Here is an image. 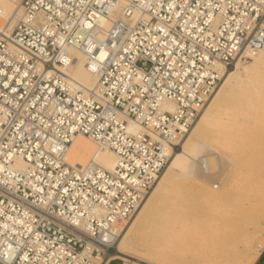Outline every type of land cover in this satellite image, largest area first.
Here are the masks:
<instances>
[{"label": "built area", "instance_id": "1", "mask_svg": "<svg viewBox=\"0 0 264 264\" xmlns=\"http://www.w3.org/2000/svg\"><path fill=\"white\" fill-rule=\"evenodd\" d=\"M19 9L0 29V262L128 264L112 255L116 241L171 152L223 73L264 49V0H20ZM73 48L91 87L69 73ZM78 134L111 149L114 167L69 163Z\"/></svg>", "mask_w": 264, "mask_h": 264}, {"label": "bare ground", "instance_id": "2", "mask_svg": "<svg viewBox=\"0 0 264 264\" xmlns=\"http://www.w3.org/2000/svg\"><path fill=\"white\" fill-rule=\"evenodd\" d=\"M13 1L14 0H0V29L5 30L6 32L12 28L14 24L13 22L16 21L19 13H16V5ZM71 53L73 59L69 70L70 75L78 83L85 87H91L95 82V78L85 65V58L82 51L73 48L71 49ZM248 56L251 57V59L253 58L254 66L261 69L259 86H255L252 90L257 89L264 99V49L250 51ZM248 75V68L241 64L240 59L235 62L232 69L229 68L223 73L219 88L202 106L200 110L201 113L198 119L194 122L188 135L184 138L180 150H174L171 152L162 170L161 177L158 176L160 179L157 184L147 196L145 202L141 204L142 206H140L137 214L132 219L122 236L119 235L120 238L118 237L115 244V253L112 255L120 259L134 257L137 261L143 260V258H140L136 254L132 255L130 254V251H128L127 242L131 237L132 230L142 219L143 211L153 198L155 199L158 195L163 194L166 201H169L170 203L172 202L168 199L175 196L178 191L177 189H180V187L176 186L175 189L173 188V191L170 189L172 192H166L163 190V185L165 186L166 182H177V179L189 176L202 183V194L205 197H209V199H211L210 201H213V204L217 201L214 206L216 209L211 214V219L216 220L214 224L215 227L213 225L212 229L209 227L203 229L200 233L197 232L202 236L203 240L209 239V242H211L210 245L215 249V254H213L212 258H209L204 264H252L255 261L264 247V164H261L260 161L258 163L257 161L258 164L255 162L257 165L254 164V169H250L246 174L240 175L239 179H235L237 180L236 183L230 180L229 184L232 186L234 185L233 189L231 186V189L228 187L215 191L213 189V184L211 183V178L214 171L219 169L223 162L220 164V159L215 156L214 165H210V162L204 153H207L206 151H209V149L211 150V148L199 137V134L204 131L207 124L211 123L212 112L214 111L216 103L220 99L224 88L230 85L234 78L240 76L244 79L245 77H248ZM245 80L247 79L245 78ZM234 84L236 85V82ZM167 104L172 107L171 103ZM128 128L132 131L140 129L139 125L131 119L128 122ZM188 131L189 130L187 129L186 132ZM191 144L193 145L191 146ZM65 159L69 163L76 165L85 164L88 160H94L107 169L113 168L117 162V156L111 149L97 147L89 137L82 134L73 137L71 143L67 147ZM251 160L254 161V159ZM174 168H178L180 173L173 175L172 170ZM183 204L184 203L182 202V205ZM163 205L166 206V204ZM171 207L172 206L168 205L167 208H165L163 215L168 216V218L167 216H165V218L170 219L172 216H177L180 217V219H183L181 217L184 216H182L181 212L176 211L177 209L175 210L174 206ZM188 219L189 218H187V220ZM179 221L178 226L169 229L168 232L173 236L182 239L189 240L194 238L193 234L195 231L192 230V232H189L187 229L188 226H191H187V223L183 222L185 220ZM194 221L195 219L191 222V225ZM166 236V232H163V237H165V239ZM255 238L259 240L254 243L253 240ZM167 242L165 240V243Z\"/></svg>", "mask_w": 264, "mask_h": 264}, {"label": "rangeland", "instance_id": "3", "mask_svg": "<svg viewBox=\"0 0 264 264\" xmlns=\"http://www.w3.org/2000/svg\"><path fill=\"white\" fill-rule=\"evenodd\" d=\"M13 2L16 5V13H18L19 0H14ZM240 60L241 64L248 68L249 75L245 77L247 80L238 76L240 79L234 78L230 85L224 88L212 112L211 123L207 124L204 131L199 134L200 139L211 148V150L206 151L207 153H204L210 165H214L215 156L220 159V164L223 162L221 167L214 171L211 178L215 191L228 187L231 189L232 185L229 184V181L232 180L236 183L237 180L235 179H239L240 175L246 174L250 169H254V164L257 161L264 164V99L257 89L252 90L255 86H259L261 69L254 66V60L251 57ZM221 81H219L209 99L219 88ZM235 82L236 85L234 84ZM194 122L188 128L189 131L185 133L176 150H180L181 144L190 132ZM251 159H254V161ZM162 172L159 175L160 177ZM179 173L178 168L172 170L173 175ZM160 177L156 179L141 204L145 202ZM176 186H179L180 189H177L178 191L172 197L173 199H168L172 202L166 201L163 194H160L161 197L158 195L159 197L153 198L143 211L142 219L131 232V237L127 242L128 251L132 255H138L143 260L137 261L134 257H128V259H122L123 261L128 264H204L215 254V249L210 245L209 239L203 240L202 236L197 232L200 233V231L209 227L212 229L216 220L211 219V214L216 209L214 206L217 201L213 204V201H210L209 197H205L202 194V183L194 180L192 177H181L177 179V182L168 181L165 183V186L163 185V190L172 192ZM233 188L234 185L232 186ZM182 202L184 203L183 205ZM141 204L125 225L120 236H122L137 214L140 206H142ZM163 204H166V206ZM167 204L172 207L174 206L175 210L177 209L176 211H180L182 216H188L187 218L189 219L187 220L184 217L180 219L177 216L166 219L165 216L167 215H163V212L167 208ZM194 219L195 221L191 225ZM179 220H185L183 222H186L187 226H191H188L187 229L189 232L195 231V233L193 232L194 234L192 233L194 238L189 240L182 239L168 232L169 229L178 226ZM163 232L167 234L166 239L163 237ZM165 240L168 242L165 243ZM258 240L255 238L253 242L255 243ZM258 261H261L260 264H264V255L260 258L259 253L252 264H258ZM0 264L2 263L0 262ZM110 264H122V262L116 259Z\"/></svg>", "mask_w": 264, "mask_h": 264}, {"label": "crops", "instance_id": "4", "mask_svg": "<svg viewBox=\"0 0 264 264\" xmlns=\"http://www.w3.org/2000/svg\"><path fill=\"white\" fill-rule=\"evenodd\" d=\"M264 255V248L262 249V251L260 252V258H261V256H263ZM261 263V261H258V264H260Z\"/></svg>", "mask_w": 264, "mask_h": 264}]
</instances>
